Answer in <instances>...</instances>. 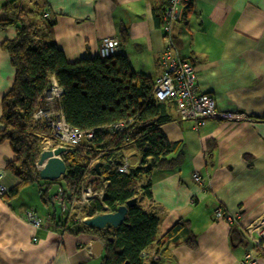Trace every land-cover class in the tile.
I'll return each mask as SVG.
<instances>
[{
	"label": "crops",
	"instance_id": "crops-1",
	"mask_svg": "<svg viewBox=\"0 0 264 264\" xmlns=\"http://www.w3.org/2000/svg\"><path fill=\"white\" fill-rule=\"evenodd\" d=\"M38 1L54 23L51 40L69 62L99 56L102 40L114 38L135 73L153 81L163 74L160 18L166 0ZM1 5L0 0V18ZM14 37L13 28H0V131L2 101L15 80L2 44ZM173 38L179 56L194 66L200 92L212 95L220 110L245 113L250 120H211L196 127L171 110L173 119L162 129L180 145L181 163L151 173L152 197L143 205L160 218L158 241L179 222L189 224L178 242L152 244L147 258L149 264H242L250 248L246 229L264 216V0H195L174 26ZM15 157L10 142H1L0 168L8 190L18 183L7 170ZM197 172L201 184L193 179ZM217 209L238 223L216 219ZM28 210L45 219L43 228L25 221ZM58 210L66 214L53 201L46 203L37 185L0 198V264H102L104 249L91 256L100 239L63 232L53 224ZM190 234L196 236V248L186 243ZM257 264H264V256Z\"/></svg>",
	"mask_w": 264,
	"mask_h": 264
},
{
	"label": "trees",
	"instance_id": "trees-1",
	"mask_svg": "<svg viewBox=\"0 0 264 264\" xmlns=\"http://www.w3.org/2000/svg\"><path fill=\"white\" fill-rule=\"evenodd\" d=\"M1 1L0 28L15 30V37L2 44L15 69V80L2 101L4 128L0 143L7 140L11 144L16 157L7 170L18 180L3 198L37 185L43 200L50 203L54 194L51 190L60 184L67 190L66 195L80 199L87 185L101 187L107 182L103 201L94 200L81 209L80 218L77 209L73 214H53V224L63 232L88 233L102 239V264H149L146 250L156 241L159 245L178 242L189 224L179 222L158 241L160 218L143 205L152 197L151 173L170 171L181 163L180 145L170 142L162 129L172 121L175 103L157 100L153 80L135 73L124 55L69 62L51 40L54 23L44 17L40 1L33 5L25 0ZM162 20L163 14L161 24ZM53 80L63 91L60 107L67 123L93 132L91 140H84L63 155L67 171L61 182L43 180L37 168L45 142L61 145L48 126L34 119L42 105L41 96ZM124 121L127 125L122 132L112 129ZM131 148L139 152L136 163L126 153ZM126 161L129 167L121 171ZM98 163L99 176L94 169ZM134 199L136 205L128 208L126 219L118 228L98 230L82 221L115 212ZM186 243L196 248V236L190 234Z\"/></svg>",
	"mask_w": 264,
	"mask_h": 264
},
{
	"label": "built area",
	"instance_id": "built-area-1",
	"mask_svg": "<svg viewBox=\"0 0 264 264\" xmlns=\"http://www.w3.org/2000/svg\"><path fill=\"white\" fill-rule=\"evenodd\" d=\"M194 2L195 0H166L162 20L165 50L161 56V63L165 69L163 74L153 81L154 96L159 101H173L180 119L192 121L196 127L205 126L211 120H250L245 113L220 110L212 95L200 92L194 66L178 54L173 38L174 26L183 21L186 7ZM117 55H123L120 41L114 38L102 40L99 57L105 59ZM62 93L60 86L53 80L41 96L42 105L35 113L34 119L48 126L52 135L61 142V145L52 147V149L55 150L62 146L66 148L64 154H67L84 140H91L93 132L80 130L67 123L60 107ZM126 125L125 121L118 122L112 126V129L116 132H122ZM45 148L47 147L43 145L42 152ZM128 167L126 161L121 171H127ZM37 168L39 169L38 164ZM4 173L5 171L0 168V198L8 193V188L3 183ZM193 179L199 184L203 182V178L198 172L193 174ZM107 186V182L101 187H94L92 184L87 185L82 191L80 199L66 195L67 190L64 187H59L54 192L52 201L68 214L75 213L73 212L74 209L79 210L80 218L81 209L90 206L94 200H104ZM104 209L107 210L108 207L105 206ZM214 216L216 219H224L231 225L238 223L236 217L225 214L222 209H217ZM86 220L88 218H84L82 221L85 222ZM25 221L36 230L45 225V219L40 218L34 210H28L25 213ZM246 236L250 242V249L246 250L242 264H257L259 256H264V216L246 229ZM145 255L148 257L147 254Z\"/></svg>",
	"mask_w": 264,
	"mask_h": 264
},
{
	"label": "water",
	"instance_id": "water-1",
	"mask_svg": "<svg viewBox=\"0 0 264 264\" xmlns=\"http://www.w3.org/2000/svg\"><path fill=\"white\" fill-rule=\"evenodd\" d=\"M65 151L66 148L60 146L55 150L45 151L41 154L38 167L40 176L43 180L58 181L65 176L67 171L66 163L63 160ZM100 167L101 163L96 164L94 167L98 176L101 174ZM136 203L135 199L131 200L127 202L126 206H119L115 212L105 213L86 220L85 225L94 227L98 230H105L110 227L118 228L124 223L128 208L136 205ZM103 249L104 243L99 240L96 241L92 245L91 256L95 257V255H101Z\"/></svg>",
	"mask_w": 264,
	"mask_h": 264
},
{
	"label": "rangeland",
	"instance_id": "rangeland-1",
	"mask_svg": "<svg viewBox=\"0 0 264 264\" xmlns=\"http://www.w3.org/2000/svg\"><path fill=\"white\" fill-rule=\"evenodd\" d=\"M44 145L47 147V148H45L44 149V151L43 152H45V151H49V150H53L52 149V147H56V146H54L51 142H45L44 143ZM42 152V153H43ZM127 155L130 157V159L132 160V162L133 163H136L137 162V159H138V157H139V152L134 148H131V149H129L127 152ZM64 160V159H63ZM58 182H61V180H58ZM56 187H58V186H54V188H56ZM35 188H37V187H35ZM53 188V189H54ZM28 198H30V197H28ZM58 213H59V215L61 214V211L60 210H58ZM38 215V214H37ZM38 216H40V215H38ZM40 218H42L43 219V217H41L40 216ZM260 224H262V223H260ZM255 233H256V236H257V232L255 231ZM100 241L101 242H103L102 241V239H100ZM104 243V242H103Z\"/></svg>",
	"mask_w": 264,
	"mask_h": 264
}]
</instances>
